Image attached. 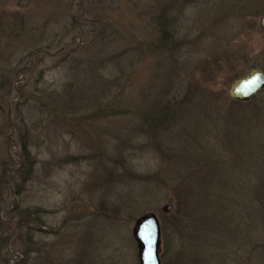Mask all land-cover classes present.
<instances>
[{
    "label": "rangeland",
    "instance_id": "374dc122",
    "mask_svg": "<svg viewBox=\"0 0 264 264\" xmlns=\"http://www.w3.org/2000/svg\"><path fill=\"white\" fill-rule=\"evenodd\" d=\"M183 2L0 0V162L11 161L0 190L35 229L3 215L8 264L24 260L27 239L34 264H138L132 227L149 211L162 264L258 263L260 249L247 259L264 242L248 196L264 174V89L248 103L228 90L264 69V0ZM163 8L174 34L162 47ZM164 80L176 107L152 129L112 111V86L144 105Z\"/></svg>",
    "mask_w": 264,
    "mask_h": 264
},
{
    "label": "trees",
    "instance_id": "16d2710c",
    "mask_svg": "<svg viewBox=\"0 0 264 264\" xmlns=\"http://www.w3.org/2000/svg\"><path fill=\"white\" fill-rule=\"evenodd\" d=\"M177 1V0H176ZM181 1V0H178ZM184 2H189L192 0H182ZM183 2V3H184ZM168 4V3H167ZM166 4V6H167ZM169 8V5H168ZM155 18L156 24H157V29L160 31V35L158 37V44L160 46H165L170 44V39H172V36L174 34L173 31H167L165 30V25L170 23V19L167 17V13L165 12V9H162V12H159L158 15ZM126 51H120V52H115L112 53V56L109 57L107 60H112V64L118 63L117 61L119 59H124L126 55ZM170 78V77H168ZM171 83L170 80H164L162 84H164L163 87H161V92L160 90L156 92L155 98L151 102H147L146 104H138L134 102V104L127 102V100L122 99L121 97V92L117 88V85L112 86V111L115 112V114L118 112L115 110V108L119 107L121 108L120 112H123L125 114H132L133 116H137L144 124H148L150 129L153 128V124L156 120L161 119L164 114L169 112L172 108L176 107V103L174 102L173 98V92L170 93L168 92V89L166 88L165 85H169ZM171 85V84H170ZM261 92V91H260ZM259 92V93H260ZM189 93V92H188ZM188 93L187 96H188ZM258 93V94H259ZM187 100L186 95H184L180 100V104H183V101ZM232 100V99H231ZM234 102L241 103V101L234 100ZM118 103V104H117ZM242 103H248L247 102H242ZM117 104V105H116ZM220 110V109H219ZM230 112V111H229ZM229 112L225 113L229 114ZM231 113V112H230ZM136 130L132 131L135 132ZM130 132V133H132ZM120 133V132H119ZM118 132L115 134L113 137L114 140L121 138V135ZM228 134H231L230 132ZM123 142L119 143H125L128 141V133L127 135L122 138ZM118 143V144H119ZM22 159H21V168L19 169L21 171V177H22V183L27 182L33 172V160L30 155V150L27 147L26 144H23V153H22ZM9 156L6 157L5 160H1L0 164V182H2L6 178V173L10 169L9 163L10 158ZM18 171V170H17ZM253 191L251 196H248L249 201H252V204L254 202V210L252 209V216L253 218L258 222L257 224L260 225L261 232L264 236V174L261 175L258 180L256 181V184L251 186ZM2 192L0 190V264H8V258H9V252L6 250L7 248V243H8V231L11 228V222L9 220H6L7 218H4L3 215H8V219L12 218L11 213H14L18 219L17 223V228L20 230L26 229L27 232L33 233L35 229L32 227L26 225L27 220H29L30 216L26 213L23 212L22 208L20 207H11L9 210L5 209L6 207L4 206V199H3ZM186 198V197H184ZM186 200V199H185ZM257 244L252 247V249L249 251L247 254V259L252 262V253L255 250H261L259 254L261 256L257 259L258 263L257 264H264V242H256ZM25 247L22 250V254L24 255V260L18 264H34V258H31L30 255L33 252V248L30 247L32 245L31 240L27 239L25 242ZM165 251L160 254L164 256ZM199 264V263H198ZM201 264V263H200Z\"/></svg>",
    "mask_w": 264,
    "mask_h": 264
},
{
    "label": "water",
    "instance_id": "95a60500",
    "mask_svg": "<svg viewBox=\"0 0 264 264\" xmlns=\"http://www.w3.org/2000/svg\"><path fill=\"white\" fill-rule=\"evenodd\" d=\"M264 29V16L259 20ZM264 89V69L250 67L244 74L233 80L229 86L230 98L247 102ZM170 204L162 206L168 212ZM132 236L136 242L138 264H162L160 259L161 229L155 212H145L134 221Z\"/></svg>",
    "mask_w": 264,
    "mask_h": 264
}]
</instances>
